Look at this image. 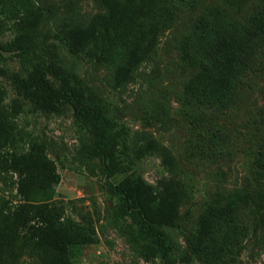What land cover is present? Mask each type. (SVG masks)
<instances>
[{
    "label": "rangeland",
    "instance_id": "rangeland-1",
    "mask_svg": "<svg viewBox=\"0 0 264 264\" xmlns=\"http://www.w3.org/2000/svg\"><path fill=\"white\" fill-rule=\"evenodd\" d=\"M175 20L160 31L158 44L148 60L135 71L134 79L115 83L117 66L124 58L98 61L72 54L61 39L67 27H85L105 13L99 0H0V65L27 76L40 59L65 60L95 94L105 99L110 114L128 130L133 169L160 189L170 180L183 183L185 197L176 226L167 227L178 264H264V38H256L247 67L234 77L231 99L224 105L205 100L190 81L200 70L182 57L184 39L195 37L197 26L221 20L248 23L264 7L262 0L172 1ZM30 5L41 13L35 29L36 51L20 56L11 49L17 35L20 8ZM4 104L19 107L17 125L46 142L48 154L57 161L61 181L52 190L39 192L37 201L62 199L66 214L92 224L98 242L72 250L74 264H163L146 260L110 223L115 200L97 158H83L82 146L89 132L75 122L71 105L62 113L43 112L19 95L12 80L0 74ZM154 141L156 148L141 158L135 151ZM171 154L173 164L164 161ZM125 173L112 178L118 181ZM244 189L251 198L238 211L234 229L220 231V255L208 263L193 256L184 260L187 239L197 232L202 212L216 199ZM4 199H20L10 173L0 172V205ZM15 264H42L37 254L25 253Z\"/></svg>",
    "mask_w": 264,
    "mask_h": 264
},
{
    "label": "trees",
    "instance_id": "trees-1",
    "mask_svg": "<svg viewBox=\"0 0 264 264\" xmlns=\"http://www.w3.org/2000/svg\"><path fill=\"white\" fill-rule=\"evenodd\" d=\"M99 1L106 7L105 13L95 15L88 26L62 29L60 37L72 54L98 61L124 58L115 74V83L121 86L134 79L136 69L154 52L161 29L175 20L172 1L193 0ZM20 11L11 49L24 56L36 51L35 29L42 15L30 5ZM256 38H264V7L248 23L215 20L198 25L195 37L184 39L181 45L184 61L200 66L189 82L190 89H200L210 103H228L234 77L247 67ZM0 56L5 57L1 51ZM0 74L9 77L16 92L43 112L62 113L65 106H72L75 122L91 136L82 146V157L99 159L107 189L115 200L112 227L142 258L178 264L166 228L176 226L180 219L183 183L170 180L158 189L133 169L129 130L113 119L107 101L89 89L65 60L55 56L40 59L27 76L1 65ZM3 95L0 85V172L11 174L12 187L20 199L15 203L4 199L0 205V264H15L25 253L37 254L42 264H74L72 250L96 244L97 229L67 215L62 199L36 200L39 192L50 191L61 181L57 161L49 156L46 142L17 125L15 118L21 109L5 105ZM155 148L150 141L135 151V157ZM164 161L172 165V155L165 154ZM260 165L264 167V155ZM123 173L118 181L112 180ZM262 194L264 197V191ZM250 198L248 191L236 189L212 202L202 212L197 232L187 239L184 260L190 262L196 255L208 263L217 258L218 234L227 231L228 235L234 229L238 211Z\"/></svg>",
    "mask_w": 264,
    "mask_h": 264
}]
</instances>
